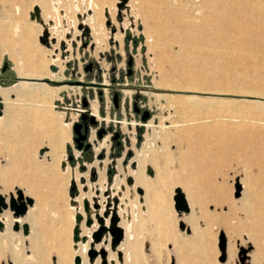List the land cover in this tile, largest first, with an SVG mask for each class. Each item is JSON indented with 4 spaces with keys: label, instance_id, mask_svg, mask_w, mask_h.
Wrapping results in <instances>:
<instances>
[{
    "label": "rangeland",
    "instance_id": "1",
    "mask_svg": "<svg viewBox=\"0 0 264 264\" xmlns=\"http://www.w3.org/2000/svg\"><path fill=\"white\" fill-rule=\"evenodd\" d=\"M92 1L98 12L110 5L116 24L108 19L99 41L93 39L89 26L78 25L81 32H65L57 43L58 38L50 36L48 28L42 32L37 24L31 25L33 16L29 13L40 7L39 0H0L1 87H13L21 80L63 85L54 92L47 112L39 105L41 101L49 103L41 99L43 93L32 96L31 101L26 91L11 90L8 100L0 92V115L6 113V119L0 121V194L8 196L19 188L35 187L32 197L38 204L37 226L57 229L62 240V246L52 248L42 264H60L59 258L65 264H75L76 214L84 215L81 226L92 228L94 222L91 226L85 223L84 199L91 204L98 200L102 215L105 191L110 187L127 188L125 192H109L119 198L117 211L135 235L133 245L121 251L123 259L127 251L133 258L121 264H264V35L239 30L264 23V12L252 16L248 0H238L224 4L222 16L229 20L219 24L214 12L200 8L197 0ZM71 2L65 0L62 9L74 17L77 7L69 6ZM84 7L80 5L82 10ZM232 10H239L238 17L230 16ZM48 12L56 18L55 10ZM125 20L127 26L122 24ZM213 26L224 32L215 33ZM130 56L133 73H125L121 80L128 91L123 90V106L114 110L109 86H101V100L97 84H113L112 69L119 74L126 72ZM48 60L51 70L47 78L21 77L32 66L44 73L41 65ZM5 62L8 67L3 71ZM132 86L141 87L139 104L151 112L154 126H147L150 119L143 121L133 110L136 90ZM152 91L175 95V104H184V108L167 105L162 96L157 100ZM85 96L91 112L97 107L102 126L120 128L122 148H113L110 134L99 139L92 127L90 155L77 149L73 123L79 119ZM190 96L205 102L196 109ZM249 109L254 112L247 116ZM161 117L165 118V132L158 128ZM173 123L177 126L172 127ZM38 155L44 156L41 162ZM139 175L153 176L148 212L141 210L135 197L137 192H145L136 182ZM207 178L213 180L212 186L205 185ZM238 183L243 185L240 197L236 196ZM177 188L193 201L185 216L176 212ZM95 214L92 209V218ZM89 233L90 229L86 233L81 230L80 236L88 240ZM21 236H26L23 230L17 234L13 226L10 232L0 234V264H36V258H29L28 241ZM222 236L224 251L220 247ZM146 246L151 248L150 259L145 257ZM90 250L85 256L94 263L97 256L91 261Z\"/></svg>",
    "mask_w": 264,
    "mask_h": 264
},
{
    "label": "bare ground",
    "instance_id": "2",
    "mask_svg": "<svg viewBox=\"0 0 264 264\" xmlns=\"http://www.w3.org/2000/svg\"><path fill=\"white\" fill-rule=\"evenodd\" d=\"M40 2V7L36 6V9H32L30 11V15L32 14V18H31V25L32 24H37L39 29L43 32V29L46 27L49 29L50 31V36L56 37L58 38L57 43H60V38L63 37L65 34V32H71L74 35L81 32L82 29H78V25H87L89 26L90 30H91V35L93 37V39L95 41H99L102 40V36L100 35V30L105 28V23L108 19H111L113 24H116V20H115V10L110 6V5H104L101 7V10L98 12L97 9L95 7H93V1L92 0H72V2L69 4V6H75L77 7V11L75 13V16H69L67 12H65L62 9V6L65 7V0H39ZM247 1V0H246ZM238 0H197V4L200 8H209L210 10H212L214 12L215 15V20L217 23H222V22H227L229 19L227 18H223L222 13L225 10L224 8V4H235L237 3ZM132 3V2H131ZM73 4V5H72ZM84 5V10H82L80 8V5ZM141 4L143 5H147V2L142 1ZM251 11V15L254 16L255 14H258L260 12H264V0H248L246 3ZM133 5V3H132ZM247 7V6H246ZM55 10L57 12V16L52 17V16H48V11L50 10ZM133 10H135V8L133 7ZM200 11V10H199ZM197 12V11H196ZM240 14L239 10L237 11H230V16L233 15L232 17H238V15ZM136 21H137V15H135ZM140 19V18H139ZM118 20V19H117ZM196 20H199L196 19ZM255 20V19H254ZM120 21V20H119ZM30 23V22H29ZM124 26H127L126 20L124 23H122ZM65 30V31H64ZM213 30L215 33L217 34H222L224 31L217 26H213ZM239 30H241L243 33H255V34H260V35H264V23L261 24H255L253 26L247 27V26H243V28H239ZM64 31V32H63ZM28 32V31H27ZM29 33V32H28ZM118 38H121V36L117 35ZM227 39V38H226ZM151 40V39H150ZM222 41V40H221ZM101 42V41H100ZM42 43V42H41ZM168 43V42H167ZM180 44V43H179ZM184 45V44H183ZM250 45H254L253 42L250 43ZM188 46V44H187ZM191 46V45H190ZM189 46V47H190ZM192 47V46H191ZM210 49V47H208ZM180 49V48H179ZM43 51V50H42ZM232 51V50H229ZM40 53V52H39ZM189 58V57H188ZM54 60V59H52ZM51 60V61H52ZM22 69L24 70L23 66ZM21 69V70H22ZM41 69H43L44 73L39 72V68L35 69V67H31V71H27L29 73H21V77L23 78H27V79H33V78H47L48 75L50 74V70H51V64L50 61H44L43 64L41 65ZM20 70V71H21ZM26 72V71H25ZM163 85V84H162ZM63 86V85H62ZM62 86H56L54 84H50L47 83L45 81H34L32 82L30 81H26V80H21L20 82H18L17 84H15V86L13 87H1L0 85V92L3 93L5 95V100H8V96L9 93L11 92V90H16L18 93H22L23 91H26L27 95H31L30 100H34L33 97L37 96V94L43 93V96L41 99H43L46 102H49L48 104H44L43 101H41V103L39 104L44 112H47L49 110V108L52 107V98L54 96V92L55 91H60L62 89ZM67 86V85H66ZM158 86V85H157ZM176 87L173 84H166V87ZM164 87V86H163ZM128 91V89H127ZM60 93V92H59ZM14 94V93H13ZM150 94H153L156 96L157 100L160 99V97H165L167 99V105H171V106H175L178 109H183L184 108V104H175L176 103V99H175V95L173 94H168V93H162V92H156V91H152ZM256 95V94H255ZM189 100H192L193 102H195L194 104L196 105V109L199 105H201L203 102L205 101H201V99H199V97H188ZM26 99V98H25ZM244 100V99H243ZM227 101V100H226ZM232 101V100H231ZM230 101V102H231ZM245 101V100H244ZM28 102V101H27ZM25 102V104L27 103ZM237 102V101H235ZM241 102V101H239ZM248 103L250 101H247ZM255 102V101H254ZM253 102V103H254ZM258 102V101H256ZM228 103V101H227ZM238 103V102H237ZM247 103V104H248ZM204 104V103H203ZM239 105L242 106V104L238 103ZM250 104V103H249ZM257 104V103H254ZM261 104V103H260ZM263 104V103H262ZM37 105V104H36ZM38 106V105H37ZM223 106V105H222ZM225 106V105H224ZM235 106V105H234ZM247 106V105H246ZM251 106V105H250ZM174 107V108H175ZM190 107V106H189ZM227 107V105L225 106V108ZM239 107V106H238ZM245 107V106H244ZM263 107V106H262ZM204 108V107H203ZM202 108V109H203ZM228 108V107H227ZM243 108V107H242ZM246 108V107H245ZM251 108V107H250ZM253 108V107H252ZM261 108V107H260ZM40 109V108H39ZM94 109V108H92ZM218 109V106L216 108V110ZM239 109V108H238ZM255 109V107H254ZM189 110V108H188ZM253 109H249L248 111L246 110L245 113L248 116L249 114L252 115L254 111H252ZM256 110V109H255ZM40 111V110H39ZM232 111V110H231ZM236 111V109H235ZM6 112V111H5ZM174 112V111H173ZM197 112V111H196ZM226 112V111H225ZM264 112V111H263ZM9 113V112H8ZM93 114H95L97 116L98 111H97V107L95 106L94 111L92 112ZM240 113H244L243 111ZM169 114V113H168ZM171 114V113H170ZM169 114V115H170ZM179 114V113H178ZM12 115V114H11ZM177 115V114H176ZM187 115V114H186ZM245 115V116H246ZM10 116V114H9ZM16 116V115H15ZM179 116V115H178ZM185 116V115H184ZM191 116V115H190ZM201 116V115H200ZM242 116V115H241ZM6 113L4 115H0V121L3 122V120H5L6 118ZM194 117V116H193ZM199 117V116H198ZM210 117V116H209ZM213 117V115L211 116V118ZM225 117V116H224ZM8 118V117H7ZM17 118V117H15ZM14 118V119H15ZM214 118V117H213ZM223 118V117H222ZM229 119V116L227 117ZM235 118V117H234ZM238 118V117H237ZM244 118V117H242ZM13 119V118H12ZM19 119V118H18ZM25 119V118H24ZM187 119V118H186ZM207 119V118H206ZM231 119V118H230ZM240 119V118H238ZM20 120V119H19ZM28 120V119H27ZM236 120V119H235ZM242 120V119H240ZM254 120V119H253ZM256 120V118H255ZM24 121V120H23ZM156 121V120H155ZM165 118L161 117V120L159 122L158 128L160 132H165L167 130V126L165 125ZM170 121V120H169ZM7 122V121H6ZM21 122V121H19ZM17 120V123H19ZM177 122V121H176ZM188 122V121H186ZM191 122V121H190ZM242 122V121H241ZM257 122V121H256ZM260 122V121H259ZM258 122V123H259ZM264 122V120H263ZM32 123V122H30ZM29 123V124H30ZM37 123V122H36ZM257 123V124H258ZM261 123V122H260ZM21 124V123H20ZM125 124V123H124ZM170 124V123H169ZM39 125V124H38ZM41 125V124H40ZM147 126H154V121L153 119H150L148 121V123L146 124ZM171 125V124H170ZM176 124H172V127L175 126ZM37 126V125H36ZM42 126V125H41ZM45 126V125H44ZM70 125H68L69 127ZM177 126V125H176ZM259 126V125H258ZM189 127V126H188ZM255 127V126H254ZM22 128V127H21ZM39 128V127H38ZM184 128V127H183ZM46 129V128H45ZM43 129V130H45ZM50 129V128H49ZM48 129V130H49ZM20 130V129H19ZM68 133L70 132L67 128ZM47 132V131H46ZM61 132V131H60ZM63 132V131H62ZM59 133V132H58ZM67 133V132H66ZM60 134V133H59ZM65 133H63L64 136ZM146 134V133H145ZM69 137V136H68ZM18 138V137H17ZM18 140V139H17ZM63 141V140H62ZM5 143V142H4ZM11 143V142H10ZM256 144V143H255ZM10 145V144H9ZM22 147V146H21ZM95 147V146H94ZM248 147V146H247ZM260 147V146H259ZM108 148V147H107ZM250 148V147H249ZM248 148V150H249ZM141 149V148H140ZM39 150V149H38ZM51 150V149H50ZM206 150V149H205ZM247 150V149H246ZM47 151V150H46ZM53 152V151H52ZM256 152V151H255ZM13 153V152H12ZM260 153V152H259ZM53 156V155H52ZM59 156V154H58ZM136 155H134L135 157ZM31 157V156H30ZM123 157V156H121ZM132 157V158H134ZM9 158V156H8ZM120 158V157H119ZM136 158V157H135ZM138 158V157H137ZM136 158V160H138ZM37 159L41 162L44 159V156L38 155ZM6 163V162H5ZM98 163V162H97ZM140 163V161H139ZM154 163V162H153ZM60 164V163H59ZM163 166V165H162ZM159 167V166H158ZM164 167V166H163ZM106 171V170H105ZM171 172V171H170ZM173 172V170H172ZM141 176L140 178L136 179V182L139 183L142 187L145 189V192L143 194L137 192L136 194V200L139 201V205L140 207H142L141 210H143L144 212H148L149 211V207L147 205V198L149 195V189L153 188V176L151 175L150 177L144 176V175H139ZM149 176V175H148ZM182 176V175H181ZM191 177V175H190ZM34 178V177H33ZM62 179V178H61ZM75 180V179H74ZM36 181V180H35ZM37 181H39V179H37ZM62 181V180H61ZM72 181V180H71ZM119 184V183H118ZM205 185L206 186H212L213 185V180H211L210 178H207L205 180ZM243 187V185H241ZM34 187V186H33ZM115 188V187H114ZM112 187L109 188V191L111 192H125L126 191V187L124 189L117 190L114 189ZM132 188L134 190L136 189V185H132ZM216 188V187H215ZM20 189V188H19ZM35 189V187L33 188ZM29 188L27 189L25 187V197H32L34 195V190ZM18 190V189H17ZM17 190L16 193L11 192V194H14L15 198H17ZM22 190V189H21ZM192 190V189H191ZM141 191V190H140ZM184 191V190H182ZM142 192V191H141ZM185 192V191H184ZM183 192V193H184ZM241 193V192H240ZM32 194V195H30ZM187 203L189 204L190 210L193 208V201L190 199L189 195L187 193H184ZM10 195L6 196L7 197V201L9 200ZM246 196V195H245ZM240 197V196H239ZM34 199V204L30 205L28 207V211L24 216H12L10 210H5L2 213H0V220L3 222V228L0 229V234L4 233V232H10L11 231V227L15 225V223H18L20 225V229L18 231H16L17 234L22 233V226L23 224L27 223L29 224V232L27 234H24L26 236H21V240L28 241L27 243L29 244V248L31 250V254L29 255V258H36V264H42L43 263V259H45L46 257L49 256L50 254V250L52 248H55L57 246L61 247L62 246V240L60 239V237L58 236L59 231L57 229H51L49 226H37V223H39V211H38V204L36 201L35 197H32ZM251 198V197H250ZM255 198V197H254ZM253 199V198H252ZM254 200V199H253ZM245 201V200H244ZM262 201V200H261ZM260 201V202H261ZM264 201V200H263ZM246 202V201H245ZM138 207V206H137ZM137 207H135V211L137 209ZM118 212V215L120 217V222L119 225L124 229L125 232V236L124 239L121 241V243L118 245V247L113 250L111 248V240H112V235L110 233L109 230L106 231V233L104 234V237L102 239V241L95 243L92 246L93 240L91 239V233L96 230L97 228H100L101 225L98 222L96 216L93 217V222H94V226L92 228H86L83 225L81 226V230L83 232H87L90 229V233H89V238L86 242L84 243H75L73 245L74 248V252L72 253L73 257L76 255H81V261L82 264H100L103 261V257H102V251L105 250L107 252V256H106V262L107 264H121L122 262H125L127 259H132L133 255L131 254V251H127L126 254H124V259L123 257L119 256V259L117 258V255H119V252L122 251V249L126 246H129L130 244L133 245V241L135 240V235L131 230H127L128 227L124 226V222L122 220V215ZM165 212V211H164ZM176 212L181 213L182 216H185L187 213L185 211H179L177 210ZM190 212V211H189ZM13 213V212H12ZM169 220V217H168ZM110 222V217H107L105 219V226L109 227V223ZM131 221L128 220L127 224L130 223ZM202 227V226H201ZM208 228V227H207ZM92 229V231H91ZM198 231V230H197ZM65 232V231H64ZM178 232V231H177ZM179 233V232H178ZM65 234V233H64ZM197 234V233H196ZM206 235V234H204ZM6 237V236H5ZM8 237V236H7ZM6 237V238H7ZM67 240V239H66ZM10 241V240H9ZM263 242V241H262ZM8 244V243H7ZM264 244V242L262 243ZM9 245V244H8ZM10 246V245H9ZM12 247V246H10ZM192 247V246H191ZM90 248H94L97 252V257L94 263H91L88 261V259L85 256V253L88 252V250H90ZM233 248V247H232ZM191 249V248H190ZM228 254H230L231 257V249H230V245L228 244ZM122 253V252H121ZM65 257V255H63ZM152 256V252H151V248L146 246L145 248V257L146 258H151ZM89 258V257H88ZM17 259V258H16ZM59 262L60 264H65V260L62 258H59ZM249 263V261H247ZM247 263V264H248ZM17 264V263H16Z\"/></svg>",
    "mask_w": 264,
    "mask_h": 264
},
{
    "label": "water",
    "instance_id": "3",
    "mask_svg": "<svg viewBox=\"0 0 264 264\" xmlns=\"http://www.w3.org/2000/svg\"><path fill=\"white\" fill-rule=\"evenodd\" d=\"M128 70H129V74L131 75L133 73V69H132V65H133V57H129L128 60ZM8 67V62H5L4 67H3V71L6 70V68ZM114 82V80L112 81ZM128 89V86L126 87ZM136 90L135 94H134V98L136 99H141V97H143L142 94V90L141 87H133ZM102 94L103 92H100V99L102 100ZM113 101L115 103V105L118 107L119 104V92H115ZM84 105L83 108L79 110V114L81 115V119L82 121H85L86 119H89L91 121L92 124L97 125L98 121L96 118V115L92 114L89 105L90 102L87 99V97H85L83 99ZM135 105H138L137 103H135ZM151 116V112L146 109L144 111V114L142 116V120L143 121H147L150 119ZM81 128H82V123L81 122H75L73 123V135H75V137L73 138L75 142H77L79 144V148H82L83 146V141L86 140L87 136L83 135L81 132ZM101 132H99V137H101ZM91 147L90 144H88L86 146V148ZM93 149L90 148L89 152L92 151ZM71 160L73 159V157L70 158ZM112 169H110L109 171V176L111 178V174H112ZM95 177V174H94ZM131 182V181H130ZM241 184H236V196L240 195L241 192ZM141 190V189H140ZM72 191H75V186L72 188ZM105 196H107V200L105 202V209L103 211V214H100V209H101V203L98 200H95L92 204L89 201V199H84V210L85 213L87 215V218L85 220V223L87 226H91L93 224V218L91 216L92 213V209L93 211L96 213V218L98 220V222L100 223L101 227L98 228L97 230H95L92 233V239H93V243L92 246L95 243H98L100 241H102L104 234L106 233L107 230L110 231L111 235H112V240H111V248L113 250H115L118 245L121 243V241L124 239L125 236V232L124 229L119 225L120 222V217L118 215L117 212V207L119 204V198L117 196H111V193L109 192V190L105 191ZM174 200H175V208L176 210L179 211H185V212H189L190 207L189 204L187 203L185 194L183 193L181 188H177L176 189V194L174 196ZM34 204V199L32 197H25V194L23 192V190L18 189L17 190V198H15L14 194H11L9 197V200L7 201V197L0 194V213H2L5 210H10L13 212L14 216H24L27 211H28V207L30 205ZM107 217H110V224L109 227L105 226V219ZM84 220V215L82 213H77L76 214V225L74 227L73 230V240L75 242H86L87 241V236H80V232H81V223ZM14 229L16 231H18L20 229V225L18 223H15V225L13 226ZM3 228V222L0 220V229ZM23 232L25 234H27L29 232V224L25 223L22 226ZM221 250L224 251L225 250V238L222 236V242L220 244ZM90 260L93 261L95 259V257L97 256V252L94 248H91L90 250ZM106 256H107V252L105 250L102 251V257H103V261L101 264H107L106 262ZM119 256L121 258L122 254L121 252H119ZM81 263V256H76L75 258V264H80Z\"/></svg>",
    "mask_w": 264,
    "mask_h": 264
},
{
    "label": "flooded vegetation",
    "instance_id": "4",
    "mask_svg": "<svg viewBox=\"0 0 264 264\" xmlns=\"http://www.w3.org/2000/svg\"><path fill=\"white\" fill-rule=\"evenodd\" d=\"M112 73H113V76L111 78V81L114 80V82H112L113 84L111 85H107V84H104V83H99L97 84L99 87V97H101L100 95V92L102 91L103 92V87L101 86H109V90H110V93H111V98H112V107L113 109L115 110H119L122 106H123V101H122V93H123V90H127V84H124L121 82V80L123 79L124 77V74H129V70L127 69L126 72H121V74L119 73H116V68H113L112 69ZM132 75V74H131ZM130 75V76H131ZM119 92V104H118V107L115 105L114 101H113V98H114V95H115V92ZM104 93V92H103ZM103 96L104 94H102V99H103ZM86 97V96H85ZM83 97L82 98V106L84 105V102H83V99L85 98ZM88 99V98H87ZM139 101L140 99H132V106H133V110L138 114V116H143L144 114V111L146 109H143V107L139 104ZM135 103H137L138 105H135ZM93 114V113H92ZM95 115V114H94ZM97 118V116H96ZM97 121H98V124L95 125V124H92L91 121L89 119H86L85 121H82L81 119V115L79 114V119H77L75 122H81L82 123V128H81V132L83 135H86L87 138L85 141H83V146L82 148H79V144L77 142L74 141L75 143V146L77 147V149L81 152H84L85 155L89 156V150L90 148L93 149V142L91 141V128L92 127H95L96 128V134L98 136L99 139H103L105 136L107 137L108 134L111 135V138H112V141L114 143V146L113 148L115 149L116 147L117 148H122L123 146V140H122V132L120 130L119 127H114V124L112 125H105V126H102L101 123L99 122V119L97 118ZM123 121L121 120H118V123H122ZM99 132H101V137H99ZM75 137V135H73V138ZM90 144L91 147L89 148H86V146ZM120 155V153H118V156ZM104 156V154H102L100 157L102 158ZM110 171V170H109ZM113 172V171H112Z\"/></svg>",
    "mask_w": 264,
    "mask_h": 264
}]
</instances>
